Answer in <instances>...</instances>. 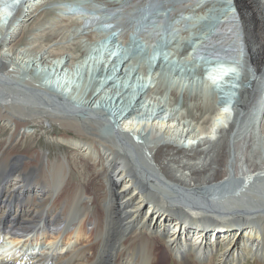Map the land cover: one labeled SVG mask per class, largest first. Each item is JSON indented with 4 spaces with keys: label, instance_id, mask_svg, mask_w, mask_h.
Listing matches in <instances>:
<instances>
[{
    "label": "bare ground",
    "instance_id": "6f19581e",
    "mask_svg": "<svg viewBox=\"0 0 264 264\" xmlns=\"http://www.w3.org/2000/svg\"><path fill=\"white\" fill-rule=\"evenodd\" d=\"M57 1L0 0V131L8 130L0 133V244H14H2L0 264H264V0H72L57 6L80 9L79 21L63 14L48 28L67 43L91 38L86 22L94 14L97 27L134 30L147 46L159 43L166 24L188 32L181 10L195 12L189 21L213 22L198 32L204 34H192L191 45L166 42L154 48L161 49L156 62L148 56L142 63L141 51L134 50L135 58L121 54L130 44L114 46L122 36L86 50L89 57L80 62L73 61L82 55L72 51L56 53L53 62L51 45H38L36 53L40 9ZM143 17L147 23L134 25ZM163 49L183 60L179 67L163 58ZM226 50L238 54L232 64L239 73L245 54L246 74H239L237 87L216 93L210 88L222 75H203L197 66L208 63L205 55ZM39 66L47 77L38 76ZM188 67L209 76V88L186 86ZM147 71L154 84L143 78ZM237 72L227 74L228 85ZM211 106L216 109L205 122L200 112ZM245 123L257 125V149L246 140ZM29 127L49 128V140L67 153L49 157L48 149L31 144ZM27 138L28 152L13 154Z\"/></svg>",
    "mask_w": 264,
    "mask_h": 264
},
{
    "label": "rangeland",
    "instance_id": "374dc122",
    "mask_svg": "<svg viewBox=\"0 0 264 264\" xmlns=\"http://www.w3.org/2000/svg\"><path fill=\"white\" fill-rule=\"evenodd\" d=\"M66 1H72V0H62V1H57V2H54L53 4H50V5H44V6H42L41 7V9H40V11H41V19L40 20H38L37 22H36V26H38V25H43L42 26V28L40 29V31H42L43 32V34L42 35H40V38H38L37 39V42L38 43H36V44H34V46H36V48H33L34 49V51L37 53V50L40 48V47H38V45L40 46V45H51L50 47H51V49H54V51H52L53 53L51 54L52 56H50V60H52L53 62H54V60L56 61L57 60V58L58 57H56L58 54H56V53H60V52H62V51H72L71 53H73V55H74V57L76 58V57H79V56H81V55H83V53L87 50H92V49H94V47H95V41H96V39H100V38H106L107 37V34L105 33L104 35L103 34H98V35H96V34H94V33H92L91 32V38H89V39H87L86 37H79V39L77 40V41H74V40H72V41H70V43L68 42H58V41H56L57 39H58V34L55 32V33H53L52 31H50L48 28H50V25L52 26V24L54 23V21L56 20V19H58V16L59 15H63V16H68V18L67 19H69V20H71V18L73 19V21H75L76 22V20L75 19H77L78 21H79V17H77L76 15H78L79 13H78V10H80V9H78L77 7H75V6H72V5H69V6H67V4H65V7L64 6H62L61 8H58L57 6H61L63 3H66ZM61 4V5H60ZM158 5V4H157ZM157 5H153V7H152V10H156V8H158L157 7ZM256 9V8H255ZM1 10V9H0ZM82 10V9H81ZM72 11V12H71ZM145 11V10H144ZM144 11H142V14H143V12ZM66 12V13H65ZM67 12H70V14H68ZM1 13H2V11H1ZM75 13V14H74ZM78 13V14H77ZM95 16H96V14H94ZM92 16V18L91 19H89V20H87V22H86V24H88V25H92V26H95V24H97V20H99L98 18H97V16L95 17V16ZM95 19V20H94ZM59 20V19H58ZM97 21V22H96ZM145 21V22H144ZM147 19H145L144 17L143 18H141V20L139 21V22H137V21H135L134 22V25H137V24H139V25H142V24H144V23H147ZM194 21V20H193ZM196 21V20H195ZM59 22L61 23L62 21H56L55 23H58V25H61V24H59ZM64 22V21H63ZM96 22V23H95ZM66 23H67V25L69 24V21H66L64 24H62V26L63 25H66ZM191 24H195V22H191V21H187V22H185L184 23V25H187L188 26V29H187V33H185V34H183L184 33V31H182L183 33H181V30H179V31H177V30H175L172 26H169L168 24H166L164 27H163V29L161 30V32H160V34L159 35H157V40L159 41V43L160 44H163L164 43V45L166 44V42H172V41H174V40H176V41H179L180 42V39H187L188 41H190V44L192 43V41H193V36H192V34L194 33V34H197L198 32H203V30H201V29H197L194 25H191ZM57 25V24H56ZM44 26H45V28H44ZM48 26V27H47ZM167 26V27H166ZM204 27V30L207 28L206 26H203ZM206 27V28H205ZM134 28H136V27H134ZM57 29V28H56ZM59 29V28H58ZM189 30H190V32H189ZM201 30V31H200ZM129 31V32H128ZM133 31L134 30H127L126 32H124L125 33V37H124V39H126V37H128L130 34H133ZM165 31V32H164ZM131 32V33H130ZM180 32V33H179ZM186 32V31H185ZM53 33V34H52ZM251 33V32H250ZM165 34V36H166V38H165V40H166V42H165V40H163V39H161L162 37H163V35ZM198 34H204V33H198ZM27 35H28V33H25V35H24V37H23V39H22V41H21V43H24V42H26V40L28 39L27 38ZM181 35V36H180ZM95 37V38H94ZM180 37H183V38H180ZM191 37H192V39H191ZM94 38V39H93ZM179 40H178V39ZM160 39L162 40V41H160ZM80 40V41H79ZM120 40V39H119ZM118 40V42H115V44H114V46H119V47H124V42L123 41H119ZM171 40V41H170ZM181 40V41H182ZM136 41H138L137 43H139L140 44V41L139 40H137L136 39ZM58 42V43H57ZM78 42V43H77ZM57 43V44H56ZM76 43V44H75ZM73 44V45H72ZM119 44V45H118ZM150 44H151V42H150ZM42 45V46H43ZM121 45V46H120ZM167 45V44H166ZM173 46H174V44H172ZM237 45H240V44H236V46ZM33 46V47H34ZM141 46V45H140ZM150 46V45H149ZM69 47V48H68ZM72 47V48H71ZM145 47H147V45H145ZM57 48V49H56ZM65 48H66V50H65ZM116 49V48H115ZM59 50V51H58ZM167 50V49H166ZM164 51V49H163V51H164V57L163 58H165L166 57V59H168V60H171L172 61V63H175V64H177L178 63V66L177 67H179L180 66V62L179 61H183V60H180V58H178L177 56H173V52L172 53H170L171 51L169 50V52H167V51ZM156 51H158V50H156ZM160 51H161V49H159V53H160ZM227 52H226V54H223V55H225V58H227L228 57V55H230V52H228V50H226ZM56 55H55V54ZM157 53V52H156ZM53 54H54V56H53ZM172 55V56H171ZM200 54H199V52H197V53H195L194 54V59L193 60H196L195 58H197L198 56H199ZM221 55H222V53H221ZM183 58V57H182ZM228 58H230V57H228ZM154 59H156V57L154 58ZM184 59V58H183ZM198 59V58H197ZM213 59H214V62L215 63H217V64H219L220 63V65H222V66H220V69H224V66H223V64H221V62L219 61V59L218 58H215V57H213ZM178 61V62H177ZM109 62V61H108ZM106 66H107V64H105ZM224 65L226 66V67H229L230 69H232L234 66H233V64H232V62H230V61H228V60H226V62L224 63ZM245 66H246V62H245ZM255 67V64H253V68ZM47 69V67H45V70ZM245 68H243L242 67V69L240 68V73H241V77L243 76H245V74H246V72H244V71H246V70H244ZM82 71H86V66L85 67H83V70ZM187 71H189V73L191 74V79L190 78H184L183 77V81L182 82H184V83H186V86H189V84H191L189 87L190 88H193L194 90H200V91H202V90H204L205 88H208L209 86H208V82L206 81H204V79H206V78H200L199 77V75H197L196 76V73H194V72H192L193 71V68L190 70V68L188 67L187 68ZM236 72H237V70H235ZM50 72V76H53V77H55V78H57V74H54V71L53 70H51V71H49ZM148 73V75L147 74H145L144 76H143V78L144 79H147L148 80V82H150L151 81V79L149 78L150 77V74H151V71H147ZM36 73L38 74V76L40 77V76H43V77H47L48 75L45 73V71L44 70H42L41 71V66H39L38 68H37V71H36ZM187 73V72H186ZM36 74V75H37ZM148 76V77H147ZM41 78V77H40ZM203 79V80H202ZM64 80H67V77H66V79H64ZM173 80V81H172ZM186 80V81H185ZM188 80V81H187ZM191 80V81H190ZM233 80V79H232ZM153 81V83H151V84H154L155 82H156V80H152ZM151 81V82H152ZM173 82V83H172ZM210 82V81H209ZM206 83V84H205ZM63 84V83H62ZM137 84H138V82H137ZM169 84L171 85V86H175L177 83H176V81H175V79H170L169 80ZM210 84V83H209ZM206 85H207V87H206ZM261 87V86H260ZM260 87H258L257 88V90H258V93H259V91L262 89V87H261V89H260ZM202 89V90H201ZM260 89V90H259ZM257 93V94H258ZM241 96L242 97H244V92H242L241 91ZM255 108H257V106L255 107ZM215 106H211V107H208V108H206V109H204L203 110V112H200V117L202 116L204 119H205V122H208V120L210 119V117H211V115L214 113V111H215ZM255 110V109H254ZM213 111V112H212ZM202 113V114H201ZM253 116V115H252ZM252 118L249 116L248 117V121H246L247 123H249L250 124V122L252 123V120H251ZM200 123H201V120L199 121ZM199 123V124H200ZM249 124H247L246 125V123H245V125H246V127L248 126H250L249 127V134L247 133V136H246V140H248L247 142H251V141H253L252 143L253 144H255L254 145V148L255 149H257V147H259L258 146V144H257V137H256V133H257V125H256V127H253V125H252V127H251V125H249ZM55 127H56V129H55V131H58V127L56 126V125H54ZM252 128V129H251ZM23 130V129H22ZM26 131L27 132H29L30 134L32 133V140L31 139H29V138H27V139H24L21 143L19 142V144H15V148L17 149V150H21V151H16V152H13V154H15V155H17V154H26V152H28V149H27V146L26 145H28L31 141L33 142V143H31V144H33V145H35L36 146V148H42V149H45V150H47L48 149V151H49V157H51V158H53L54 156H57L59 153H62V154H64V153H67V147H65L64 145H59V146H56V144H54L51 140H49L50 139V135H49V128L48 129H44V130H40L39 128H31V127H29V128H26ZM48 131V132H47ZM251 132V133H250ZM0 133H1V136L3 137V136H5L7 133H8V130L5 128H3V127H1V131H0ZM254 139V140H253ZM31 140V141H30ZM23 151V152H22ZM262 156H264V154L262 155ZM244 161V160H243ZM242 161V162H243ZM239 167H242L243 168V171H245V166L243 167V166H241V165H239ZM32 232V231H31ZM30 232V233H31ZM63 240V239H62ZM43 241L45 242V243H47V241H48V239L46 240V239H43ZM161 254L164 256V258H166V256H165V252L163 251V250H161ZM67 257H69V258H73V257H75V255H68ZM168 264V263H167Z\"/></svg>",
    "mask_w": 264,
    "mask_h": 264
},
{
    "label": "water",
    "instance_id": "95a60500",
    "mask_svg": "<svg viewBox=\"0 0 264 264\" xmlns=\"http://www.w3.org/2000/svg\"><path fill=\"white\" fill-rule=\"evenodd\" d=\"M243 20L245 21L246 24H248V22H249L248 21V15H246Z\"/></svg>",
    "mask_w": 264,
    "mask_h": 264
}]
</instances>
